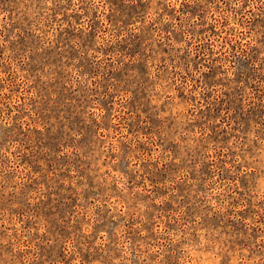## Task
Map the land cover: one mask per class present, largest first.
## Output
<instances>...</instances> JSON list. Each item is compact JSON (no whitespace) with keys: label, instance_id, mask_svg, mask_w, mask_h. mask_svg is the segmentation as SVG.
Instances as JSON below:
<instances>
[{"label":"rangeland","instance_id":"rangeland-1","mask_svg":"<svg viewBox=\"0 0 264 264\" xmlns=\"http://www.w3.org/2000/svg\"><path fill=\"white\" fill-rule=\"evenodd\" d=\"M0 264H264V0H0Z\"/></svg>","mask_w":264,"mask_h":264}]
</instances>
